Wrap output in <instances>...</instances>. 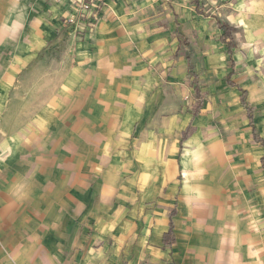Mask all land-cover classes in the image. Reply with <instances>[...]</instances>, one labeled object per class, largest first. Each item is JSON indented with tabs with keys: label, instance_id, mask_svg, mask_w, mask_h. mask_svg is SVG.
Here are the masks:
<instances>
[{
	"label": "crops",
	"instance_id": "0c3cea01",
	"mask_svg": "<svg viewBox=\"0 0 264 264\" xmlns=\"http://www.w3.org/2000/svg\"><path fill=\"white\" fill-rule=\"evenodd\" d=\"M93 1L0 0V264H264V0Z\"/></svg>",
	"mask_w": 264,
	"mask_h": 264
},
{
	"label": "trees",
	"instance_id": "16d2710c",
	"mask_svg": "<svg viewBox=\"0 0 264 264\" xmlns=\"http://www.w3.org/2000/svg\"><path fill=\"white\" fill-rule=\"evenodd\" d=\"M195 5L197 6V9L203 13V8L200 4L199 0H194ZM220 28L223 30V34H222V40L226 43L227 46V52L229 54L230 57V62H231V72L229 73L228 76V81L230 82L231 80V76L234 74V48H235V41H234V37H233V33L235 31L234 27L229 26L226 23L220 22ZM190 72L192 73V66H191V70ZM244 96L242 97V104L244 105V107L248 110V116L250 119V124L253 128L254 131V136H255V140L258 141L259 143H261L264 146V139L258 134V130L257 127L255 126V119H254V110L255 107L252 106L249 102L246 101V92L243 91ZM197 107H200V104H197ZM198 110L195 111V114H197ZM193 131V128L189 127L186 131H184L183 133V139L187 138L191 132ZM262 163H263V168H264V156L262 158ZM173 215V214H172ZM171 215V216H172ZM175 243V232H174V224L171 220L170 222V229L167 233H165L164 235V244L165 245H173Z\"/></svg>",
	"mask_w": 264,
	"mask_h": 264
},
{
	"label": "built area",
	"instance_id": "2783aa9c",
	"mask_svg": "<svg viewBox=\"0 0 264 264\" xmlns=\"http://www.w3.org/2000/svg\"><path fill=\"white\" fill-rule=\"evenodd\" d=\"M57 2L72 1L74 7V14L66 19V24L74 25L76 31H81L83 28L94 26L96 19L100 15L99 5L93 0H54ZM90 15L88 22L84 19L85 16ZM92 18V19H91Z\"/></svg>",
	"mask_w": 264,
	"mask_h": 264
},
{
	"label": "rangeland",
	"instance_id": "374dc122",
	"mask_svg": "<svg viewBox=\"0 0 264 264\" xmlns=\"http://www.w3.org/2000/svg\"><path fill=\"white\" fill-rule=\"evenodd\" d=\"M207 1H210L211 3L214 4V7L216 8L215 10H217V6H219V4H221V0H207ZM26 87L23 86V87H19L18 88V95L19 97H22L25 95L26 91H25ZM25 100H24V97L21 99H19V103H18V107L19 109H24L25 108ZM258 124L260 126V129L264 135V113L262 115H258Z\"/></svg>",
	"mask_w": 264,
	"mask_h": 264
}]
</instances>
